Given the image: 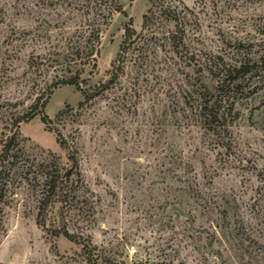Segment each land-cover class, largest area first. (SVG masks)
Here are the masks:
<instances>
[{"label": "rangeland", "instance_id": "rangeland-1", "mask_svg": "<svg viewBox=\"0 0 264 264\" xmlns=\"http://www.w3.org/2000/svg\"><path fill=\"white\" fill-rule=\"evenodd\" d=\"M119 1L123 12L104 28L97 68L83 75L90 86L110 78L125 27L139 31L151 6ZM182 1L202 59L235 64L247 55L255 63L225 145L177 94L215 88L208 70L160 77L129 68L119 85L80 108L74 86L47 92L71 74L82 0H0V155L8 136L18 130L22 138L18 158L0 160V264H264V0ZM44 92L54 123L38 115L16 125ZM52 155L66 166L75 158L79 183L39 226L37 165ZM64 224L77 241L52 233Z\"/></svg>", "mask_w": 264, "mask_h": 264}, {"label": "trees", "instance_id": "trees-1", "mask_svg": "<svg viewBox=\"0 0 264 264\" xmlns=\"http://www.w3.org/2000/svg\"><path fill=\"white\" fill-rule=\"evenodd\" d=\"M150 2V8L143 15L141 29L138 31L132 25L125 27L123 41L112 63L110 78L104 83L90 86L83 79V75L88 67L97 68L104 28L109 24L114 13L123 12V6L119 0H82L81 7L85 21L76 30L73 36L74 42L68 53L71 74L53 83L47 93L51 94L53 89L61 86H74L84 98L79 104L81 108L119 85L129 68L140 75L158 72L160 77L164 71L184 72L190 68L198 72L208 70L217 80L216 87L210 89L203 85L198 93L181 87L177 94L181 96L182 102L180 99L177 101L183 103L185 109L188 107L194 119L199 120L215 137L217 144L225 145L229 134V119L233 120L236 115V99L242 95L244 91L242 86L255 63L247 55L237 60L235 64L227 62L221 56L202 59L191 44L190 10L185 3L182 0H150ZM163 53L164 55L161 56ZM45 98L44 92L37 98L30 111L16 120V125L29 122L38 115L41 116L44 124L52 125L54 120L44 111L48 102V98ZM130 98L132 96L122 100L124 105L132 104ZM39 107L42 108L41 111L38 110ZM64 114V112L60 113L57 119L60 120ZM55 131L58 143L65 147L66 142L62 135ZM21 143L22 138L18 130L7 137L0 155L2 164L18 158ZM70 159L72 163L66 166L59 158L52 155V158L45 159L37 165V170H40L43 179V196L37 214L39 226L45 225L46 213L52 204L66 202L76 191L79 179H75L74 174L78 170V164L73 156H70ZM52 233L70 241H77L76 234L71 233L66 224L61 229L53 230ZM97 263L95 260L94 264Z\"/></svg>", "mask_w": 264, "mask_h": 264}]
</instances>
